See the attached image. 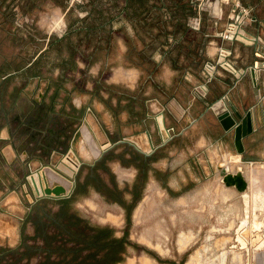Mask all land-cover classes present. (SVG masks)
Masks as SVG:
<instances>
[{
    "label": "rangeland",
    "instance_id": "obj_1",
    "mask_svg": "<svg viewBox=\"0 0 264 264\" xmlns=\"http://www.w3.org/2000/svg\"><path fill=\"white\" fill-rule=\"evenodd\" d=\"M224 6L0 0V264H264V202L252 200L264 193V151L228 157L229 148L198 140L197 126L170 125L166 103H155L187 84L183 68L170 75L158 56L186 47L201 96L216 54L199 67L200 31L226 27ZM144 134L150 151L132 142ZM227 159L249 180L247 208L221 181L217 164ZM32 177L40 190L65 191L35 193Z\"/></svg>",
    "mask_w": 264,
    "mask_h": 264
},
{
    "label": "crops",
    "instance_id": "obj_2",
    "mask_svg": "<svg viewBox=\"0 0 264 264\" xmlns=\"http://www.w3.org/2000/svg\"><path fill=\"white\" fill-rule=\"evenodd\" d=\"M241 3L244 7H249L250 14L256 19V21L247 26L245 30L249 34L257 35L260 38L259 44L264 51V0H241ZM224 7L226 8V12H228L229 7ZM190 30L194 31L196 29L191 28ZM212 31L213 32L203 30L200 31L203 37L206 38L205 40L207 43L198 53L197 62L200 64L199 67H203L204 62L214 59L216 48L221 45L228 47L231 50L230 61L232 62L234 68L242 71L249 67L248 71L236 78L230 72L218 69L217 74L206 84V94L204 96H198V94L193 92L192 84L199 83L202 77H200V73L198 78L190 74L189 69H191L195 63L194 52L191 49L192 47H186L184 52L176 51L175 53H167L168 55H166L168 60L165 58L166 56L163 57L162 55H159L158 58L160 59L158 60L165 63L164 68L168 69L170 75L177 76V69L179 67L184 69L180 71L182 72L185 80H187L185 81L187 84L186 87L181 86L179 93H171L168 102L160 95L155 96L157 101L155 103L157 105L159 104L158 106L161 105L162 107V104L166 103L165 105L170 112V119L168 123L170 125H174L176 129L180 127L181 130L187 132L188 128L190 129L197 126L200 129L198 140L206 142L207 145L212 146L217 144L229 148L231 152L228 150V157L230 155H239L240 157L242 156L241 159L243 160L254 161V159H256V155H258V150L262 149L264 151V68H250L254 61L253 51L255 46L245 45L239 41L222 40L217 35L219 32L218 30L214 29ZM189 77H191L192 80H190ZM129 78L132 79V77ZM90 89L92 88L90 87ZM132 89L134 90V88ZM131 92L134 93V91ZM48 94V96H50V93ZM101 95L102 99L110 98L107 93H102ZM90 96H92V93L89 94V97H82L84 103L87 99L91 100ZM131 98V102L133 103L136 96L131 95ZM129 100L130 98L127 99V102H129ZM142 101L144 105V102L146 101L145 97ZM95 102L96 101L94 100L93 104H95ZM110 102L111 106L115 107L118 102L117 97L111 96ZM123 102L124 101H122V104H124ZM156 104H154V107L157 106ZM101 108H104L102 104ZM225 109L231 111L232 114L237 112L242 116L247 111L251 112L253 130L251 133L242 138L244 148V152L242 154L237 153L235 150L233 131L224 130L217 119V114L225 111ZM125 114V111L121 114L123 120H126ZM142 114H144V111ZM157 117L162 120L161 117H163V114L158 112L155 119H157ZM142 119L143 118L139 121H142ZM108 122L111 123V120H108ZM140 123L141 122H139V125ZM207 127L212 128L214 131L205 132L204 129L207 130ZM141 137H143V140L145 141V146L140 145L141 148L146 147L143 150L150 151L149 148L151 146L148 135L144 134L141 135ZM141 137L132 139V142H134L136 146L138 145L136 143L142 144ZM0 140H8L2 138V130H0ZM11 146L13 147L11 148L13 156L15 155V157L18 158L19 151H17L12 144ZM30 146L33 147L34 143H30ZM9 155H11V151L10 153L8 152V156ZM226 161L228 162V159ZM4 184L5 183L0 179V191L4 188L6 189ZM2 219L5 218L2 217Z\"/></svg>",
    "mask_w": 264,
    "mask_h": 264
},
{
    "label": "built area",
    "instance_id": "obj_3",
    "mask_svg": "<svg viewBox=\"0 0 264 264\" xmlns=\"http://www.w3.org/2000/svg\"><path fill=\"white\" fill-rule=\"evenodd\" d=\"M199 1L201 4L203 3V0ZM219 3L221 5L228 6L229 12L227 14L228 22L226 27L218 32V37L225 41H239L245 45L255 46L253 51L254 61L250 68H264V51L259 44L260 38L257 35L249 34L245 30L247 26L256 21L255 17L250 14L249 7H244L241 0H219ZM230 57L231 50L228 47L219 45L217 47L215 62H206L204 64V76L206 81L212 79L218 68L230 72L236 78L248 71L249 67L242 71L234 68L232 62L230 61ZM200 91L199 95L204 96L206 94L205 86L201 85Z\"/></svg>",
    "mask_w": 264,
    "mask_h": 264
},
{
    "label": "water",
    "instance_id": "obj_4",
    "mask_svg": "<svg viewBox=\"0 0 264 264\" xmlns=\"http://www.w3.org/2000/svg\"><path fill=\"white\" fill-rule=\"evenodd\" d=\"M217 119L224 130L233 131L235 150L237 153L242 154L244 152L242 138L251 133L253 130L251 112L247 111L242 116L237 112L232 114L231 111L225 109V111L217 114ZM223 182L226 186H234L238 191H243L247 188V181L241 173L223 174ZM64 191L65 189L61 185H57L52 188H44V193L46 196L60 197L63 195Z\"/></svg>",
    "mask_w": 264,
    "mask_h": 264
},
{
    "label": "bare ground",
    "instance_id": "obj_5",
    "mask_svg": "<svg viewBox=\"0 0 264 264\" xmlns=\"http://www.w3.org/2000/svg\"><path fill=\"white\" fill-rule=\"evenodd\" d=\"M150 144H151V142H150ZM146 148V147H145ZM240 160H241V158H240ZM240 162V161H239ZM230 165H231V163H230ZM230 165H229V162H227V161H224V162H219L218 163V165H217V167L220 169V173L222 174L221 175V181L223 182V174H227V173H231V174H236V173H238V174H242L243 175V171H242V167H241V165H237L236 167H235V170L234 171H231V169H230ZM243 177H244V175H243ZM34 178H36V177H34ZM32 179V178H30V181L31 182H34L35 181V179ZM245 178V177H244ZM224 183V182H223ZM247 187H249V182H247ZM40 189H41V187H39ZM38 188V191H36L35 193H40L41 192V190ZM247 189V188H246ZM243 190V191H239L240 193H242V197L244 198V205H245V207L247 208V207H249V198H248V195H247V193H245L247 190ZM42 193H43V195H45V193H44V187L42 188ZM258 198L259 199H261L262 198V202H264V193L263 192H261V191H257V192H255L254 194H253V196H252V200L256 203V201L258 200ZM243 223L245 222V220H243L242 221ZM253 225L254 226H256V227H259L260 225H261V223H259V222H254L253 223Z\"/></svg>",
    "mask_w": 264,
    "mask_h": 264
},
{
    "label": "flooded vegetation",
    "instance_id": "obj_6",
    "mask_svg": "<svg viewBox=\"0 0 264 264\" xmlns=\"http://www.w3.org/2000/svg\"><path fill=\"white\" fill-rule=\"evenodd\" d=\"M142 138V144H139V143H136V144H138V145H142V146H145V141L143 140V137H141ZM34 177H32V179H33ZM38 177H36V178H34L35 179V181L34 182H32V184H33V186H34V191L36 192V191H38V188H39V186H37V182H38V179H37ZM41 192H42V190H41Z\"/></svg>",
    "mask_w": 264,
    "mask_h": 264
}]
</instances>
